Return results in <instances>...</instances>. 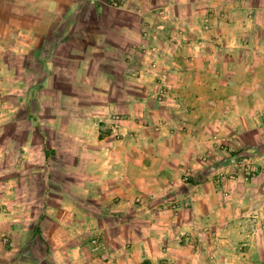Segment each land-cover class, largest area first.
I'll list each match as a JSON object with an SVG mask.
<instances>
[{"label": "crops", "instance_id": "obj_1", "mask_svg": "<svg viewBox=\"0 0 264 264\" xmlns=\"http://www.w3.org/2000/svg\"><path fill=\"white\" fill-rule=\"evenodd\" d=\"M163 6L170 66L159 80L141 69L138 47L145 30L161 32L150 10ZM118 9L70 21L104 26L79 49L66 37L38 55L39 86L53 96L38 98L22 145L0 163V234L11 250L0 264H264V38L245 45L264 26V0H121ZM206 16L210 38L234 49L177 42L203 41ZM164 84L165 102L143 95ZM117 112L130 117L119 138L104 129ZM233 151L254 153L256 178L219 177Z\"/></svg>", "mask_w": 264, "mask_h": 264}, {"label": "rangeland", "instance_id": "obj_2", "mask_svg": "<svg viewBox=\"0 0 264 264\" xmlns=\"http://www.w3.org/2000/svg\"><path fill=\"white\" fill-rule=\"evenodd\" d=\"M70 1L72 0H0V163L4 165L8 161L7 156L11 147L18 146L20 143L22 145L23 132L25 131V124L22 120L26 119L28 114L37 115L40 96H53V90H48L49 93H47L39 86L36 66L39 65L41 59L38 57L40 52L44 55V52L47 53L53 49L54 44H60V41L66 37L69 38L68 43L71 44L68 47L76 48V45L79 49V45L85 41L83 35L89 34L91 36L93 31L97 32V28L104 26L86 24V21L84 23L81 21L78 25L70 24V21L74 18H89L93 22L96 19L116 16L121 4V0H94L93 3L85 2L87 0H84V3L81 0H74L80 1V5L73 8L68 3ZM150 11L154 12L153 15H156L158 19L160 18L157 29L161 32H157L155 37L150 34L151 28L145 30L147 40L138 47L142 52L141 69L153 74L159 80H165L168 76L167 67L170 66L165 57L167 46L165 39L171 35V26L167 27L166 24L171 17L168 16L169 9L164 6ZM129 12L136 16L140 15V12L134 9L129 10ZM212 25L213 22L210 17L206 16L199 29L200 34L204 33L203 41L197 42L195 40L192 42L186 37V39L181 38L180 42H177L185 43L191 48L204 46L207 50L213 47L218 49L219 53H228L231 48L234 49L227 45L226 40L220 36L216 35L210 38L206 32L212 29ZM172 30L184 32V29L176 23H174ZM251 31L254 33L256 41H245V45L253 43L255 48L257 45L260 48L262 38H264V26L261 24L254 25ZM71 33L77 34V37H72L70 40ZM60 47L62 46L60 45ZM85 53L88 52L85 51ZM28 84H30V89L27 88ZM170 91L168 85L164 84L159 89H145L143 95L162 103L170 97L172 94ZM78 95L89 96L87 90H79ZM24 98L26 101L22 103ZM12 113H15V122L11 119ZM36 115L35 117H37ZM129 119L130 117L125 116V113H114L109 119V123L105 124L104 129L105 131L110 130L115 138L122 137L123 121ZM253 154L251 151H233L227 156L230 159L229 168L219 170V177H242L245 180L256 178L261 168ZM242 155L252 156L253 165L257 167L256 175L249 179L245 178L244 169L235 162ZM0 244V256L7 260L10 259L11 256L8 252L11 250L7 248L8 238L6 234H0ZM241 245L244 248L245 245ZM30 252V257H35L36 251L30 250Z\"/></svg>", "mask_w": 264, "mask_h": 264}, {"label": "built area", "instance_id": "obj_3", "mask_svg": "<svg viewBox=\"0 0 264 264\" xmlns=\"http://www.w3.org/2000/svg\"><path fill=\"white\" fill-rule=\"evenodd\" d=\"M235 162L242 169H244L246 179H249L250 177L256 175L257 167L253 165L254 161H253L252 156L242 155L239 158H237ZM91 241H92V247L94 251H100L105 247V244L97 236L92 238Z\"/></svg>", "mask_w": 264, "mask_h": 264}]
</instances>
